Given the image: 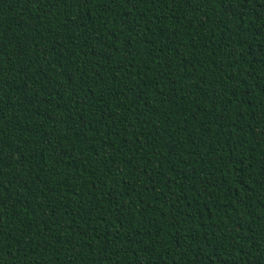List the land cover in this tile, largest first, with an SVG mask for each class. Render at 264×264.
Listing matches in <instances>:
<instances>
[{
    "label": "trees",
    "instance_id": "1",
    "mask_svg": "<svg viewBox=\"0 0 264 264\" xmlns=\"http://www.w3.org/2000/svg\"><path fill=\"white\" fill-rule=\"evenodd\" d=\"M0 264H264V0H0Z\"/></svg>",
    "mask_w": 264,
    "mask_h": 264
}]
</instances>
